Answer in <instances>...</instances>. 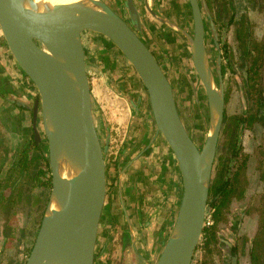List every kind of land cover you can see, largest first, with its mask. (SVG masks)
Listing matches in <instances>:
<instances>
[{"label": "water", "instance_id": "obj_1", "mask_svg": "<svg viewBox=\"0 0 264 264\" xmlns=\"http://www.w3.org/2000/svg\"><path fill=\"white\" fill-rule=\"evenodd\" d=\"M100 2L102 12H93L91 5L79 2L0 0V35L37 94L32 106L26 107L32 113L35 143L40 147L41 139H45L43 153L50 177L47 202L24 264L94 262L98 224L107 193L105 154L109 140L107 136L100 138L94 120L84 32L109 39L132 65L146 90L156 129L177 164L181 199L171 230L153 264H191L205 225L223 121L220 57L216 58L213 70L204 44L198 0H189L191 33L160 19L186 37L194 71L205 91L208 119L204 140L198 146L180 118L166 74L138 34L140 22L133 0H125L131 23L103 0ZM44 6L57 15L63 11L80 15L75 21L66 22L43 11ZM210 24L215 36L211 20Z\"/></svg>", "mask_w": 264, "mask_h": 264}, {"label": "flooded vegetation", "instance_id": "obj_2", "mask_svg": "<svg viewBox=\"0 0 264 264\" xmlns=\"http://www.w3.org/2000/svg\"><path fill=\"white\" fill-rule=\"evenodd\" d=\"M103 1L113 9L110 4H108L105 0ZM116 1V4H118L120 7V12H117L114 9L113 10L122 18H124L126 22L131 23V15L125 5V0ZM133 3L135 5L137 16L140 22L138 33L140 35L143 24V13L139 7L138 0H133ZM198 3L204 22V44L207 34H210L212 36L214 47L219 51L216 58L218 56L220 57L222 81L228 68L232 70V72H235L232 73L230 84L232 86L236 85V87L242 85L244 98L248 103L246 110L242 109L240 113L235 112L229 115L226 112V104L229 99V90H227L228 87H224L223 82V121L218 138L214 167L209 185L207 204L210 213L209 215L206 214L204 225V227H209V230L212 231V235L209 234L204 236L202 231L201 237L204 241L202 249H204V251L207 253L218 251L219 256L216 255L217 260H205L201 261L200 264H241L239 261V254L241 252L238 251V244L236 241L242 220L246 216L250 215L249 212L257 215L258 221L254 234L252 236L245 235L246 237H242L243 243H247V262L244 264H264V0H203L205 8L203 7L201 0H198ZM144 4L151 19L159 22L163 26L171 27L169 23H172L178 28L182 29L169 19H165L156 10L151 9L149 7L148 0H144ZM187 4L191 14L189 0H187ZM252 12L254 15L256 14L258 17L263 18V21L261 22L260 20L256 21V19H252L250 17ZM223 15L224 20L226 21L225 29L232 30V48L222 41L224 33L218 28V26H220L218 19H222ZM160 19L168 21L169 23L167 24ZM205 20L208 22L209 30H207ZM210 20L213 22L215 31L217 30V32H215V36H213L212 33ZM185 31L191 33L192 27L189 31ZM166 34L169 35V33ZM140 37L142 38L143 36L140 35ZM183 37L186 39L184 35ZM142 39L145 42V38L143 37ZM146 45L148 46L147 43ZM154 56L157 60V56L155 54ZM235 58L237 63L233 65V60ZM134 72L138 77L135 70ZM2 95L3 94H1L0 97L6 101ZM11 101L15 105H19L15 102L18 100L11 99ZM137 106H139V103ZM149 111L153 125L156 129L150 104ZM255 129L260 130L261 137L259 136L257 142L254 144V152L249 153L243 148L245 137L243 132ZM157 133L159 134V137L163 143H165L167 146L168 152H170L171 156L173 157L176 169L178 170L172 151L170 150L162 135L158 131ZM24 138V140L27 141L25 142L24 140H21L16 146V149L10 144L7 149L6 147L1 149L0 145V212H9L15 205H20V208H24V206L28 204H30L31 207L33 206L35 208H33L34 211H36L39 203H37L38 198L37 200L31 198V189L34 185H40L45 188V191H43L40 196V202H44L42 213L47 202L49 194L46 191L49 177V173L47 172V161L43 157L44 155L42 152L39 150L37 151V144L35 142L33 143V133H28L27 136H24ZM1 141L3 140L0 138V144ZM23 141L24 143H22ZM29 144H32L36 154L34 151H32L30 154V151L26 149V147H29ZM256 160L258 164L254 168V171L256 172L255 180L257 187L262 189V191L258 189L256 194L253 193L255 194V198H253L251 202L252 198L249 200L245 198L247 185L249 186V174L247 171V166L249 161L255 162ZM42 161L44 162V169L39 168L37 165ZM163 162L161 164V172L164 176H166L164 177L166 181H171V178L168 177V174H165L167 168ZM234 174V181H232L231 185H235V190L231 193L227 202L222 207H220L219 213H217L215 217L214 213L217 211V209L214 206L210 207L209 203L211 204L213 199H218L219 194H213L212 189H214L213 187L220 175H222L221 181H226L229 178L231 179ZM215 202L216 204L220 203V201ZM42 213L40 214V219ZM13 214L10 212L11 216H9V219L6 218L4 227L0 228V240L2 239V243L6 240L10 241L11 239L10 237L12 234V229L10 228L11 223L9 221H12L11 217H13ZM39 223L37 225V229ZM3 244L0 245V264H3L4 261V256L2 254ZM29 252L30 250L28 251V254Z\"/></svg>", "mask_w": 264, "mask_h": 264}, {"label": "rangeland", "instance_id": "obj_3", "mask_svg": "<svg viewBox=\"0 0 264 264\" xmlns=\"http://www.w3.org/2000/svg\"><path fill=\"white\" fill-rule=\"evenodd\" d=\"M105 1L110 4L115 11L120 12V7L116 4V0ZM138 2L143 13V24L140 35L145 38V42L148 44L151 51L157 56L161 68L171 83L176 107L185 128L189 135L194 138L196 144L201 146L205 137L208 119L206 95L192 66L188 43L183 37V34L177 28L163 26L159 22L151 19L147 13L144 0H138ZM148 3L151 9L156 10L165 19H169L182 29L188 31L191 29V14L187 0H148ZM250 17L256 19V21H263V18L258 17L256 14L254 15L253 12L250 14ZM218 23L220 24L218 28L224 33L222 41L232 48V30L225 29L226 21L224 20V15L222 16V19H218ZM206 26L207 30H209L208 22H206ZM215 32H217V30ZM166 33H169V35ZM83 45L86 54V70L90 81L95 124L100 138L104 140L105 136H107L109 140L105 154L108 165L110 155L115 154L119 144V135L125 128L126 116L129 108L128 105L131 103L135 107L138 103V100L136 101V98L133 96L135 92H133L132 87L135 80V72L127 60L118 54L116 48L113 46L107 47L103 44V40L99 38V34L84 32ZM205 45L211 62V67L214 70L215 59L219 51L214 47L212 36L210 34H207ZM9 61L15 63L0 35V76L7 75L8 69L6 68V65L8 66ZM236 63L237 61L235 58L233 60V65ZM15 65L17 64L15 63ZM232 73L235 72H232V70L228 68L223 78L224 87H228L227 90H229V99L226 104V112L229 115L235 112L240 113L242 109L246 110V107H248V103L244 98L242 85L236 87V85L232 86L230 84ZM140 92L142 93L144 107L149 111L147 93L144 88ZM0 101H2V98ZM113 125L118 127V129L115 130ZM39 129H41L40 126ZM243 133L245 134L243 148L247 152L253 153L255 148L254 144L257 142V139L261 134L260 130H247ZM5 136V126L1 119L0 138L3 140L0 144L1 149L5 147L7 149L9 146V138ZM24 141L26 142L27 140ZM24 141L22 143H24ZM40 143L41 146L37 151H41L44 155L43 151H45L46 145L45 139L42 138ZM160 144V158L163 159L165 155H170V152H168L167 146L163 143L161 138ZM26 149L30 151V154L32 151L36 154L32 144H29V147H26ZM163 161H161V164ZM257 164V160L255 162L249 161L247 166L249 186L247 185L245 198L248 200L252 198L251 202L253 198H255L257 190L259 189L262 191V189L257 187L255 180L256 172L254 171V168ZM37 165L39 168L44 169L43 161L39 162ZM165 174H168L167 170L165 171ZM49 190L50 180L48 181L46 191L49 193ZM31 191V198L36 200L38 198L37 203H39L36 211H34L35 208L33 206L31 207L28 202V205H25L24 208H20V205H15L9 212H0V228L4 227L6 218L9 219V216H11L10 212L12 214L14 213L13 217H11L12 221H9L11 223L10 228L12 229L10 241L6 240L3 244L2 239L0 240V245L3 244V264H23L28 256V251L32 246L37 231V225L40 221V214L42 213L44 205V202H40V196L43 191H45V188L40 185H34L32 186ZM209 213L210 210L207 208V215H209ZM249 214V216H246L242 220L236 241L238 244V251L241 252L239 254V261L241 264L247 262V243H243L242 237H246L245 235L252 236L258 221L257 215L250 212ZM203 243L204 241L201 238L194 251L192 264H200L201 261H212L217 258L216 255L219 254L218 251H214L213 253L205 252L204 249H202ZM158 253L154 256V261L159 255Z\"/></svg>", "mask_w": 264, "mask_h": 264}, {"label": "crops", "instance_id": "obj_4", "mask_svg": "<svg viewBox=\"0 0 264 264\" xmlns=\"http://www.w3.org/2000/svg\"><path fill=\"white\" fill-rule=\"evenodd\" d=\"M99 38L105 46H112L104 36ZM6 68L7 75L0 76V95L6 99L0 101V120L4 122L8 144L16 149L24 136L31 133L32 116L26 106H32L37 94L14 62L9 61ZM134 76L133 96L139 106L128 105L125 128L119 135L115 154L108 160L107 193L93 264H153L171 230L181 199L182 184L174 159L171 154L160 158V137L150 111L144 107L141 81ZM11 99L21 104L17 106ZM113 128L118 129L115 125ZM163 160L171 181H166L161 172Z\"/></svg>", "mask_w": 264, "mask_h": 264}, {"label": "trees", "instance_id": "obj_5", "mask_svg": "<svg viewBox=\"0 0 264 264\" xmlns=\"http://www.w3.org/2000/svg\"><path fill=\"white\" fill-rule=\"evenodd\" d=\"M102 36V35H100ZM110 45H112L113 47L114 44L110 41V40H107ZM116 48V47H115ZM118 54L120 56H122V53L116 48ZM30 131L32 132V128L30 127ZM34 139H33V143H34ZM39 149V146L36 145V149ZM43 156V155H42ZM46 160V157L43 156ZM47 161V160H46ZM47 172L49 173V169H48V164H47ZM234 177H235V174L234 176H232V178L226 180V181H221L222 179V175H220V177L216 180V183L214 185V189L213 190V194H219V197L218 199H213V201L211 202V204L209 203V206L210 207H215L217 209V211L214 213L215 217H216V214L219 213V209L220 207H222L228 200L229 196L231 195V193L235 190V185H231L232 181H234ZM50 180V177H48V181ZM215 201H220V203L216 204ZM211 234L212 235V231L209 230V227H204L203 229V235L204 236H207Z\"/></svg>", "mask_w": 264, "mask_h": 264}, {"label": "bare ground", "instance_id": "obj_6", "mask_svg": "<svg viewBox=\"0 0 264 264\" xmlns=\"http://www.w3.org/2000/svg\"><path fill=\"white\" fill-rule=\"evenodd\" d=\"M46 3L50 4H57V3H83L92 6L93 12H102L103 6L100 0H45ZM42 10L48 13L49 15L57 17V19L66 21V22H73L79 17V13L76 11H63L59 15L54 14L51 12L47 6L42 7ZM211 64V62H210ZM202 84V83H201ZM203 86V85H202Z\"/></svg>", "mask_w": 264, "mask_h": 264}]
</instances>
